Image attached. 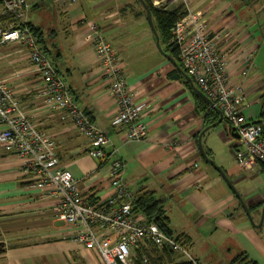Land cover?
<instances>
[{"label": "crops", "instance_id": "0c3cea01", "mask_svg": "<svg viewBox=\"0 0 264 264\" xmlns=\"http://www.w3.org/2000/svg\"><path fill=\"white\" fill-rule=\"evenodd\" d=\"M27 1L31 3L28 23L42 33L40 46L47 49L77 106L106 132L111 141L109 148L117 149L128 188L150 191L163 201L173 236L185 238L187 247L201 264H219V261L230 264L242 252L254 264H264V218L261 226L252 224L259 222L264 205V174L260 165L254 163L245 168L236 162L237 141L223 120L202 133L203 149L234 186L242 205L229 184L200 155L198 135L213 122H206L196 110L189 81L181 73L182 79L170 78L173 65L162 55L160 63L154 59L145 66L128 64L126 53L130 47L124 24L132 14L141 16L137 3L134 0ZM261 3L264 2L182 0L187 10L202 11L212 30L227 33L224 41L228 43V70L232 76L238 74V51L244 48L252 54L253 66L244 79L243 112L253 122H260V113L264 111V64L258 62L264 45V4ZM91 23L124 59L123 76L134 93V100L144 105L142 114L147 126L144 139H126L123 128L111 124L117 108L88 40ZM0 78L7 80L35 125L55 141L60 164L71 171L82 194L93 203H102L112 196L108 163L93 157L71 121L61 120L36 96L39 78L20 45L6 43L0 47ZM193 85L197 88L194 82ZM44 191L31 174L21 170L17 159L0 146V217L23 220L41 214L54 221L50 217L54 199L44 195ZM70 235L66 225L53 226L36 235L45 237L43 240L5 245L0 251V264H96L95 259L101 264L94 249H85L71 240ZM208 246L222 249L224 258L218 260L208 251ZM172 257L174 261L181 259L175 253Z\"/></svg>", "mask_w": 264, "mask_h": 264}, {"label": "built area", "instance_id": "2783aa9c", "mask_svg": "<svg viewBox=\"0 0 264 264\" xmlns=\"http://www.w3.org/2000/svg\"><path fill=\"white\" fill-rule=\"evenodd\" d=\"M30 6L27 0H0V14L8 17L0 26V47L6 43L22 47L39 78L36 96L61 120L71 121L93 157L107 159L113 195L102 203H93L82 194L71 172L60 164L55 141L35 125L2 78L0 146L17 159L24 173L34 177L38 187L45 189L44 195L54 199L50 212L70 228L71 240L86 249H94L104 264H132L135 249L147 248L148 243L171 250L187 264H200L187 246L166 235L142 213L132 211L133 191L125 182L124 164L118 151L109 148L111 141L106 132L77 106L66 81L37 43L27 20ZM91 28L88 40L109 82V94L117 108L111 124L122 127L126 139H144L147 134L142 114L144 105L133 98L123 76L121 55L93 23ZM225 36L224 31L211 29L202 11L187 10L176 21L171 42L186 74L221 112L229 133H237L235 160L249 168L254 163L264 164V120L250 121L243 112L244 79L253 66L252 54L244 48L238 51V74L232 76L228 70Z\"/></svg>", "mask_w": 264, "mask_h": 264}, {"label": "trees", "instance_id": "16d2710c", "mask_svg": "<svg viewBox=\"0 0 264 264\" xmlns=\"http://www.w3.org/2000/svg\"><path fill=\"white\" fill-rule=\"evenodd\" d=\"M136 1L142 6L140 0H136ZM143 2L151 12L152 21L159 37V45L161 50L167 54H170L178 63V65L181 67L177 59V51L174 48L171 39L173 34V28L176 21L178 20L181 14L187 11V9L183 5H179L172 9H160L154 7L151 3V0H143ZM141 8H142L141 12L145 16V10L143 7ZM7 19H8L7 16H3V17L0 16V23H2L0 26H3L4 25L3 21H6ZM30 30L32 31L33 36L36 38L37 43L43 44L42 33L40 32V30L31 25H30ZM152 37L154 39L153 34ZM40 47L42 51L49 56V54L47 53V49H45L42 46ZM168 76L170 78L172 77V78L182 79L181 74L174 68L170 71ZM185 84L188 85L186 81ZM189 88H191V86H189ZM68 90L70 92L69 86H68ZM192 95L194 96L195 99L196 110L198 111V113L203 114L206 122L216 121L219 117L217 108L209 107V105L193 91H192ZM259 120L260 121L264 120V111L260 113ZM205 153L208 156L206 151ZM106 160L107 159H104L103 161ZM258 164L260 165V171L264 174V164L259 162ZM128 189L133 191L131 198V206L133 212L142 213L148 221H154L166 235L174 237L176 241L180 242L182 245L187 246L186 245L187 241L185 238L173 236L172 230L170 228V220L165 213L166 211L162 200L157 199L155 195L150 191H142V190L134 191L131 188ZM173 254L174 252H172L171 250L165 247H158L152 243H148L147 248L135 249L132 255L131 263L132 264H187V262H185L183 259H176L174 261V257H172ZM248 259H249L248 255L245 252H242L237 256H235V258L230 262V264H236L239 262L243 264H254L251 259L249 260Z\"/></svg>", "mask_w": 264, "mask_h": 264}, {"label": "rangeland", "instance_id": "374dc122", "mask_svg": "<svg viewBox=\"0 0 264 264\" xmlns=\"http://www.w3.org/2000/svg\"><path fill=\"white\" fill-rule=\"evenodd\" d=\"M134 1H135V4L137 3L136 4L137 6H139L140 8L142 7L136 0H134ZM261 1L264 2V0H261ZM151 3L154 7L160 8V9H172V8L177 7L179 5H183L182 0H151ZM261 4H264V3H261ZM185 8H187V7L185 6ZM141 11H142V8H141ZM140 13H141V16H139V17H137V15L134 16V14H132L133 17H131L130 20L128 19L127 24H124L126 26V28H125L126 29V43L130 47V49L126 53V57H128V59H127L128 64L131 67L134 64L135 65L140 64V65L145 66V65L149 64L154 59H159L158 63L163 61L162 60L163 57L161 56L160 52L158 51L157 47L155 46V43L153 42L152 32L150 30V27H149L147 21H146V18L142 12H140ZM0 16L3 17L4 15L2 16L0 14ZM1 24L2 23H0V25ZM3 24H4V21H3ZM146 40H147V42H146ZM139 42L141 44L138 45ZM261 52L262 53H261V56L259 57L258 62L260 64H264V45H263ZM134 57L137 60L136 59L133 60ZM179 64H180V62H179ZM124 67L125 66L123 64V68ZM168 67H169V64H168ZM173 68H174V66H173ZM181 69L184 71L182 66H181ZM185 74H186V72H185ZM2 79L6 80L5 78H2ZM108 86H109V82H108ZM133 95H134V93H133ZM138 103H141L143 105L142 102H138ZM222 120H223V118H222ZM52 215L50 214L51 218H52ZM61 225L65 226L66 224L63 223L62 221L57 220L55 217H54V221H52V219H50V218L45 219L41 214L39 217H34L33 219H23V220H20V219L15 220V219H11V218H1L0 217V242H2V245L0 248H2V247L5 248V245L10 247V246L16 245L18 242H23V241L28 242V241H35V240H43V239H45V237L43 238V237H39L36 235L40 234L41 232H46L48 228H51L53 226H61ZM262 230H263L262 232L264 233V225H263ZM73 232H74V230L72 229V236H73ZM23 236H26V237H23ZM77 243H79V242H77ZM207 248H208V251L212 252L217 257L218 260H221L224 258L225 252L222 249H218L214 246H212V247L208 246ZM97 254H98V252H97ZM95 262H96V264H100L97 259H95ZM221 263H222V261H219V264H221ZM101 264H104V263L101 261Z\"/></svg>", "mask_w": 264, "mask_h": 264}, {"label": "water", "instance_id": "95a60500", "mask_svg": "<svg viewBox=\"0 0 264 264\" xmlns=\"http://www.w3.org/2000/svg\"><path fill=\"white\" fill-rule=\"evenodd\" d=\"M140 2L142 3V7L144 8L145 10V18H146V21L150 27V30L154 36V41H155V46L157 47L158 51L164 56V58L171 64L174 66V68L179 72L181 73L190 83L191 87H192V90L195 94H197L198 96H200L210 107H213L215 108V106L213 105V103L210 101V99L204 95L198 88H196L195 85H193V82H192V79L187 75L185 74V72L181 69V67L178 65V63L175 61V59L170 55V54H167L165 52H163L160 48V45H159V37H158V34L155 30V27H154V24H153V21H152V15H151V12L150 10L146 7L145 3L143 2V0H140ZM218 110V109H217ZM218 113H219V119L209 125H207L201 132L200 134L198 135V138H197V145H198V149H199V152H200V155L202 156V158L208 162L209 164H211L216 171H218V173L222 176V178L229 184L230 188L232 189L233 193L236 195V197L239 199V201L241 202V204L243 205V202H242V199L241 197L239 196L238 192L236 191V189L234 188V186L229 182L228 178L226 177V175L224 174V172L222 171V169L216 165L214 163V161L208 157L203 149V146L201 144V135L204 131H206L207 129L211 128V127H214L216 125H218L221 121H222V114L221 112L218 110ZM232 136L234 138H238V135L237 133L233 132L232 133ZM246 208V206H245ZM246 212L247 214L249 215V212H248V209L246 208ZM263 218H264V205L262 206V209H261V214H260V219H259V222L257 224L253 223L252 221V224L253 226H256V227H259L261 226L262 222H263ZM2 245V242H0V247ZM4 248H0V251H2Z\"/></svg>", "mask_w": 264, "mask_h": 264}]
</instances>
